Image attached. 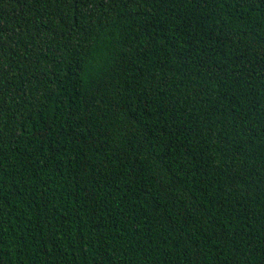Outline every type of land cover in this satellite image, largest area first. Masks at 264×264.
Segmentation results:
<instances>
[{
  "label": "trees",
  "instance_id": "1",
  "mask_svg": "<svg viewBox=\"0 0 264 264\" xmlns=\"http://www.w3.org/2000/svg\"><path fill=\"white\" fill-rule=\"evenodd\" d=\"M0 264H264V0H0Z\"/></svg>",
  "mask_w": 264,
  "mask_h": 264
}]
</instances>
